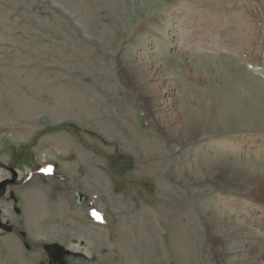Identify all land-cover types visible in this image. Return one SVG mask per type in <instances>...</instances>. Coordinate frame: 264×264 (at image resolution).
<instances>
[{
    "label": "rangeland",
    "instance_id": "1",
    "mask_svg": "<svg viewBox=\"0 0 264 264\" xmlns=\"http://www.w3.org/2000/svg\"><path fill=\"white\" fill-rule=\"evenodd\" d=\"M0 160V264H264V0H0Z\"/></svg>",
    "mask_w": 264,
    "mask_h": 264
},
{
    "label": "water",
    "instance_id": "2",
    "mask_svg": "<svg viewBox=\"0 0 264 264\" xmlns=\"http://www.w3.org/2000/svg\"><path fill=\"white\" fill-rule=\"evenodd\" d=\"M5 167V165L0 161V169ZM12 172L11 179H5L0 181V198H2L9 185H14L17 183L18 173L14 168H9ZM21 182H24L22 180ZM82 198V196H81ZM1 209H0V228L7 231V232H16L17 234L21 235L25 246L28 249H31L33 245L29 244L27 241V233L20 230L19 228L6 224L1 219ZM43 249L45 250L47 257L49 259V264H89L90 260L89 257L83 253L73 252L72 250L64 247L59 243H50V244H43Z\"/></svg>",
    "mask_w": 264,
    "mask_h": 264
},
{
    "label": "bare ground",
    "instance_id": "3",
    "mask_svg": "<svg viewBox=\"0 0 264 264\" xmlns=\"http://www.w3.org/2000/svg\"><path fill=\"white\" fill-rule=\"evenodd\" d=\"M130 62H131V61H130ZM134 63H135V62H134ZM168 63H170V62H168ZM168 63H167V64H168ZM162 65H163V64H162ZM207 110H208V109H207ZM227 115H228V114H227ZM256 178H260V177H259V176H256ZM3 179H4V178H1V177H0V181L3 180ZM196 179H197V178H196ZM214 235H215V234H214Z\"/></svg>",
    "mask_w": 264,
    "mask_h": 264
},
{
    "label": "flooded vegetation",
    "instance_id": "4",
    "mask_svg": "<svg viewBox=\"0 0 264 264\" xmlns=\"http://www.w3.org/2000/svg\"><path fill=\"white\" fill-rule=\"evenodd\" d=\"M8 176V175H7ZM10 195H11V192H10Z\"/></svg>",
    "mask_w": 264,
    "mask_h": 264
}]
</instances>
